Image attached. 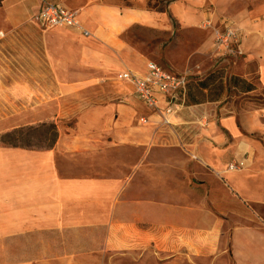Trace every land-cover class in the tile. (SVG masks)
Wrapping results in <instances>:
<instances>
[{"label":"crops","instance_id":"crops-1","mask_svg":"<svg viewBox=\"0 0 264 264\" xmlns=\"http://www.w3.org/2000/svg\"><path fill=\"white\" fill-rule=\"evenodd\" d=\"M45 1L77 10L89 32L84 36L75 29L54 27L47 33L43 60L54 88L67 93L85 89L96 96L83 97L69 109L60 106L58 121L73 118V124H59L50 147L0 146V264H102L109 252H144L152 241L155 251L162 252L165 235L172 238V250H177L179 237L190 236L189 245L194 246L197 237L215 253L227 229L229 249L218 252L224 255L229 250L228 264H264V229L257 225L230 224L203 210L194 226L184 227L189 217L196 221L197 211L181 206L190 194L181 192L180 183L184 176L196 175L194 165L181 157L193 152L200 162L213 166L224 144L216 128L209 126L207 135L184 134L180 130L188 126L183 124L196 120L186 117V109L164 124L144 104L141 111L112 95H99L113 69L143 72L152 61L129 44L123 32L135 24L158 30L163 12L105 0L1 3L15 26V19L36 13ZM216 27H231L240 35L229 19ZM163 59L171 61L168 56ZM215 123L231 130L234 120L227 116ZM207 193L202 200L214 206L233 204L219 210L225 216L254 220L235 199L224 195L211 199V191Z\"/></svg>","mask_w":264,"mask_h":264},{"label":"rangeland","instance_id":"rangeland-1","mask_svg":"<svg viewBox=\"0 0 264 264\" xmlns=\"http://www.w3.org/2000/svg\"><path fill=\"white\" fill-rule=\"evenodd\" d=\"M105 1L121 7L163 12L164 22L158 30L135 24L123 32L124 39L145 53L146 58L185 72L195 81L214 74L206 88L192 83L189 90L195 102L186 95L180 110L186 109L189 120L196 119L183 124L188 127L182 128V133L207 135L209 126H214L224 139L213 166L200 162L193 152L181 157L194 165L196 175V178L184 176L180 183L181 192L190 194L186 196L189 201L181 206L197 211V218L192 216L196 221L189 217L184 221V227L187 223L194 226L199 220L198 212L206 210L212 211V218L225 217L230 224L243 222L264 229V0ZM33 15L15 19L13 26L0 0V138L9 131L20 129L21 133L13 143L47 148L52 145L59 124H73V118L58 121L60 106L69 109L75 101L83 97L94 98L96 94L85 89L67 93L54 88L43 54L46 52L44 38L56 28L45 29L34 23ZM223 19L231 20L240 32L238 42L228 51L214 47L213 29L218 28L216 25ZM165 56L171 61H165ZM120 70L113 69L106 74L99 95L104 98L112 95L115 100L138 105L144 111L130 85L115 77ZM227 116L234 120L231 130L215 123L216 119ZM242 156L246 158V164L241 170L226 171L230 161ZM210 191L211 199L219 195L235 199L252 213L254 220L220 213L219 210L231 208L233 204L214 206L202 200L201 196ZM227 230L220 246L217 245L218 250L229 249ZM191 239L190 236L179 237L177 250H172V238L165 235L162 252L155 251L152 241L144 252H109L102 264H214L216 261L215 264H228L231 261L229 250L224 255L218 250L211 253L204 247L203 240L194 237L192 246L188 244ZM219 257L223 259L220 261Z\"/></svg>","mask_w":264,"mask_h":264},{"label":"built area","instance_id":"built-area-1","mask_svg":"<svg viewBox=\"0 0 264 264\" xmlns=\"http://www.w3.org/2000/svg\"><path fill=\"white\" fill-rule=\"evenodd\" d=\"M32 18L34 23L45 29L63 27L89 35L79 21L78 11L59 2H43ZM213 38L214 47L218 50L228 51L238 42L236 31L231 27L223 30L214 28ZM118 78L129 84L134 97L160 115L164 124H170L169 118L184 107L190 82L187 73L169 70L154 61H149L143 72L127 69L120 72ZM140 121L145 122L143 117ZM245 164V157L235 158L226 165V171L241 170Z\"/></svg>","mask_w":264,"mask_h":264},{"label":"trees","instance_id":"trees-1","mask_svg":"<svg viewBox=\"0 0 264 264\" xmlns=\"http://www.w3.org/2000/svg\"><path fill=\"white\" fill-rule=\"evenodd\" d=\"M214 77V74H209L208 76L204 77V79H198L197 81H195V78H190V82L188 84V88H187V97L189 99H191L192 101H194V98L192 97V95L190 94V86L192 85L193 82L197 83V86L201 89L206 88L207 87V83L209 82V79H212ZM233 79H235L236 77H232ZM195 102V101H194ZM21 133V130L19 129H15L12 131H9L7 133H5L3 136H1L0 141L2 143V146H19V147H25V148H31L29 147V145H19L17 143H13V141L17 140V136L19 137ZM57 136V133L55 135V138ZM55 140V139H54ZM54 142V141H53ZM53 144V143H52ZM48 148V147H47Z\"/></svg>","mask_w":264,"mask_h":264}]
</instances>
